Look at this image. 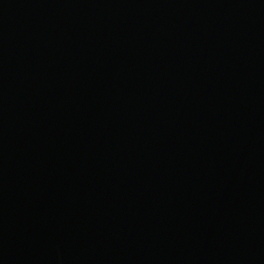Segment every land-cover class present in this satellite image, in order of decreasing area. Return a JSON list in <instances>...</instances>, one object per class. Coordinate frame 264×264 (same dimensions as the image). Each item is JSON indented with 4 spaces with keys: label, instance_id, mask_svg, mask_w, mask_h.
Returning a JSON list of instances; mask_svg holds the SVG:
<instances>
[{
    "label": "water",
    "instance_id": "1",
    "mask_svg": "<svg viewBox=\"0 0 264 264\" xmlns=\"http://www.w3.org/2000/svg\"><path fill=\"white\" fill-rule=\"evenodd\" d=\"M0 264H264V0H0Z\"/></svg>",
    "mask_w": 264,
    "mask_h": 264
}]
</instances>
